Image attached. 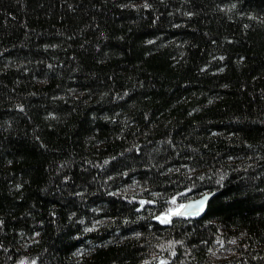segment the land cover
<instances>
[{
	"label": "trees",
	"instance_id": "trees-1",
	"mask_svg": "<svg viewBox=\"0 0 264 264\" xmlns=\"http://www.w3.org/2000/svg\"><path fill=\"white\" fill-rule=\"evenodd\" d=\"M91 2L0 0V264H264V0Z\"/></svg>",
	"mask_w": 264,
	"mask_h": 264
},
{
	"label": "snow or ice",
	"instance_id": "snow-or-ice-1",
	"mask_svg": "<svg viewBox=\"0 0 264 264\" xmlns=\"http://www.w3.org/2000/svg\"><path fill=\"white\" fill-rule=\"evenodd\" d=\"M89 3L91 5V7H96L95 3H92L91 0H89ZM103 3L106 5L108 3V0H103ZM70 8H73V10H75V7L79 6V0H77V4L76 5H72L69 4L68 5ZM119 8L122 9H135L138 13L140 12L141 8L143 9H152L154 7L153 3H150L149 0H142V3H136L135 0H124V2H119L118 0V5ZM222 7L225 10H232L236 8V4L232 3L231 6L224 4L222 5ZM10 14V13H9ZM187 16L188 17H192L194 15L193 11H187ZM93 19H95V17H93ZM158 19V17H157ZM97 27L99 28V25H97ZM103 34V33H102ZM106 38V37H105ZM148 43H154V41H148ZM44 47L47 49L49 47L55 48L57 47V45L55 44H45ZM97 49H99V44L96 45ZM0 55H2V53H0ZM220 60H223L224 57L221 56L219 57ZM241 60H243L244 58L241 57ZM7 67V66H5ZM17 67H20V65H18ZM49 68L52 67L51 64L48 65ZM205 68H207V65H205ZM24 71H28L27 68H24ZM217 71H223L222 68L217 69ZM224 87H228V85H224ZM71 91V90H70ZM117 98H119V94H117ZM209 103H212L211 99H209L208 101ZM15 108L19 109L21 112L25 111V105L23 103H17L15 104ZM196 109H193V111H195ZM47 117L50 119H55L57 118V115L55 112H49L47 114ZM105 119H110V117L105 116ZM8 124H11V121L7 122ZM4 125L0 124V131L4 130ZM37 139H39V137H37ZM46 147V146H45ZM137 151H140L139 147H137ZM112 159H115L114 157ZM9 163H11V161H9ZM87 163H91V161H87ZM109 163V160H104L103 164L107 165ZM63 166V165H62ZM149 168H152L153 165H146ZM103 167V165H102ZM183 167L187 168V165H184ZM175 171H180L179 168H176ZM189 171H194V169H189ZM121 175H128V172L125 171L123 173H119ZM112 176H108L107 179H112ZM93 179H95V177H93ZM201 179H203V177H201ZM62 180L67 183L69 181L72 180V177H70L69 175L65 174L62 177ZM74 183V181H73ZM23 185L21 184H15L13 185L14 188L19 189L21 188ZM87 191V188L85 187L83 191H75L73 190L71 192V195L73 196H80L83 197L84 193ZM143 191V189H142ZM111 195H120V189L118 188L116 190V192L111 193ZM154 195H159V193H154ZM180 195L179 193H177L176 195H173L170 197L171 200V206L167 207L164 211L159 212L158 214H156L155 216H153L152 218L159 221L160 223L163 224H173V217H191V216H195L196 214L200 213L203 211L204 209V205H205V200L199 199V200H194V201H189L187 203H179L177 201V196ZM124 199H131L133 201L137 200V196L133 195L131 197L125 196ZM75 203V202H73ZM155 204L156 201H149L147 199H140L139 200V208H137V212L140 211V209H143L145 207L146 204ZM96 211H99V209H96ZM30 215V213H29ZM53 216L56 215L55 212L52 213ZM72 218H77V213L75 211H71L69 212V219L71 220ZM80 220L81 223H83V219L82 218H78ZM75 222V221H73ZM99 222L98 221H94L93 222V227H96L97 224ZM6 221L3 217H0V232H3L4 229L6 228ZM24 235L25 234H21V240L23 241V243L27 244L29 241L28 240H24ZM35 236H39L40 233L39 232H35L34 233ZM135 235L139 236V233H135ZM179 243H183L182 241H169L168 242V250L171 253L172 256L176 255V249L174 247L175 244H179ZM233 243H235V241H233ZM159 247L164 248V245H160ZM0 250H4L5 252H7V245H5L3 242H0ZM209 252H212V249H209ZM76 256L83 258L84 253L80 250H77L75 253ZM156 260V264H168V258L160 255V256H154L153 257ZM14 264H37V260L36 259H30L29 256L27 255H19L18 258L15 259ZM144 264H149L148 261H145Z\"/></svg>",
	"mask_w": 264,
	"mask_h": 264
},
{
	"label": "water",
	"instance_id": "water-1",
	"mask_svg": "<svg viewBox=\"0 0 264 264\" xmlns=\"http://www.w3.org/2000/svg\"><path fill=\"white\" fill-rule=\"evenodd\" d=\"M216 195L215 192H206L196 198H193V199H190L188 201H186L185 203L189 202V201H194V200H199V199H204L205 200V205H204V209L202 212L196 214L195 216H191V217H173V219H176V218H180V219H184V220H198V219H201L207 212V209H208V206H209V203L211 201V199ZM167 225V224H165Z\"/></svg>",
	"mask_w": 264,
	"mask_h": 264
}]
</instances>
